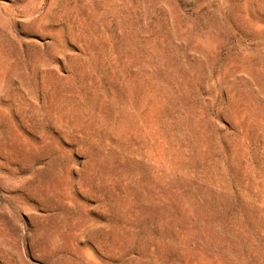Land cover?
<instances>
[{
  "label": "rangeland",
  "instance_id": "obj_1",
  "mask_svg": "<svg viewBox=\"0 0 264 264\" xmlns=\"http://www.w3.org/2000/svg\"><path fill=\"white\" fill-rule=\"evenodd\" d=\"M0 264H264V0H0Z\"/></svg>",
  "mask_w": 264,
  "mask_h": 264
}]
</instances>
